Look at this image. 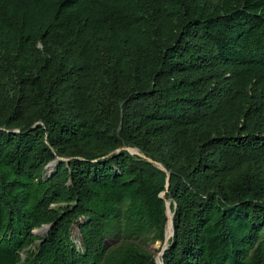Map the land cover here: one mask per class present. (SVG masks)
I'll return each mask as SVG.
<instances>
[{
    "label": "trees",
    "instance_id": "1",
    "mask_svg": "<svg viewBox=\"0 0 264 264\" xmlns=\"http://www.w3.org/2000/svg\"><path fill=\"white\" fill-rule=\"evenodd\" d=\"M167 201L164 264H264V0H0V264H157Z\"/></svg>",
    "mask_w": 264,
    "mask_h": 264
},
{
    "label": "water",
    "instance_id": "2",
    "mask_svg": "<svg viewBox=\"0 0 264 264\" xmlns=\"http://www.w3.org/2000/svg\"><path fill=\"white\" fill-rule=\"evenodd\" d=\"M17 132H19V131H17ZM121 150H127L131 155H136V156H140V157H142V158H144V159H147L149 162H151V163L155 164L156 166H158L159 169H161V170H163V171L166 172V169H165L161 164L156 163V162L152 161V160L149 159V158H146V157H145L143 154H141V152H140L138 149H136V148H126V147H123V148H121V149H118L116 152H120ZM59 160H64V159L58 157L57 160H56L55 162H53L52 164H50L49 166L53 165V166L55 167L56 164H57V161H59ZM49 166H48V167H49ZM48 167H47V168H48ZM166 173H167V175H168V178H167V182H168V183H167V189H168V187H169V176H170V173H169V172H166ZM165 194H166V193H162V194H161V197L164 198V197H165ZM170 205H171L170 201H167V202H166V208H167L168 224H167V229H166L165 247H164L163 250H162L161 258L156 259V263H157V264H164V262H163V255H164V252H165V250H167V248H168V243H169L170 239L174 236L173 218H174L175 213H172L171 208H170ZM170 221H171V223H172V231H171V235L169 236V235H168V228H169ZM52 227H53V224H52V225H45V226L41 227L40 229L35 230V231H34V234L38 236V235H39V234H38L39 232H42L43 230H45L43 236H44V235H45V236H48V234H49L50 230L52 229Z\"/></svg>",
    "mask_w": 264,
    "mask_h": 264
},
{
    "label": "rangeland",
    "instance_id": "3",
    "mask_svg": "<svg viewBox=\"0 0 264 264\" xmlns=\"http://www.w3.org/2000/svg\"><path fill=\"white\" fill-rule=\"evenodd\" d=\"M170 208H171V205H170ZM38 234L39 236H43L44 231L39 232ZM73 240L76 243V245L80 248L81 240H80V234L77 228L73 230ZM164 247H165V244L162 246L161 243L158 242V243L149 245L148 250L155 255L156 259H158V258H161L162 250Z\"/></svg>",
    "mask_w": 264,
    "mask_h": 264
},
{
    "label": "bare ground",
    "instance_id": "4",
    "mask_svg": "<svg viewBox=\"0 0 264 264\" xmlns=\"http://www.w3.org/2000/svg\"><path fill=\"white\" fill-rule=\"evenodd\" d=\"M53 168L54 166L51 165L48 169H47V174H50L52 171H53ZM45 232V230H43ZM171 231H172V223L170 221V224H169V228H168V235L170 236L171 235Z\"/></svg>",
    "mask_w": 264,
    "mask_h": 264
}]
</instances>
